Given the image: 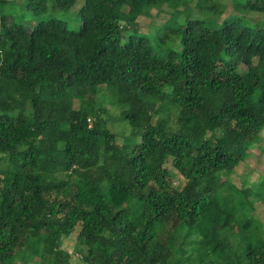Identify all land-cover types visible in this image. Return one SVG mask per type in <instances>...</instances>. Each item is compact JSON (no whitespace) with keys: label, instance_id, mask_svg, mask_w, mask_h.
Masks as SVG:
<instances>
[{"label":"trees","instance_id":"obj_1","mask_svg":"<svg viewBox=\"0 0 264 264\" xmlns=\"http://www.w3.org/2000/svg\"><path fill=\"white\" fill-rule=\"evenodd\" d=\"M181 1L84 0L73 30L77 0H26L20 22L0 0V158L14 166L0 171V264L30 245L66 264L77 228L88 264H264L218 236L216 203L264 130V20L242 14L264 17V0H233L226 17L201 1L182 23L175 10L160 55L134 22ZM103 86L131 129L126 146Z\"/></svg>","mask_w":264,"mask_h":264},{"label":"rangeland","instance_id":"obj_2","mask_svg":"<svg viewBox=\"0 0 264 264\" xmlns=\"http://www.w3.org/2000/svg\"><path fill=\"white\" fill-rule=\"evenodd\" d=\"M201 1L206 2L205 4L209 9L221 11L223 17L233 12V0H183L181 3H176L177 5L162 3L155 8L146 9L143 15L135 20L134 24L137 25L135 32L150 37L156 53L162 55L166 49L161 48L158 41L160 28H163L162 26L170 19L175 10L178 12L175 16L177 23H182L181 19L196 15L199 13ZM24 2L26 0H11V3L6 7L7 13L17 18L19 22L25 16ZM83 2L84 0H77V6L71 14L74 18L68 20L70 29H78L75 12L80 9ZM126 13L127 9L124 10L123 15L125 21ZM242 14L252 20L253 23L264 20V17L257 13L247 11ZM96 96L102 103V107L107 111L106 117L110 115L108 126L117 135V145L121 147L128 145V142L132 139L131 129L126 121L122 120L117 95L103 86ZM170 110V106L162 105L157 116L169 119L171 117ZM60 133L61 138H63V133ZM215 135L221 136L222 132L217 131ZM247 153L246 161L239 164L234 172L230 174L224 194L216 199V203L221 206V210L217 211L219 216L217 223L218 236L229 241L245 259L249 255V246L259 250L262 255L264 254V130L261 133V140L250 147ZM167 168L172 175L175 187L181 189L184 186L183 178L174 169L171 162L167 165ZM12 169H14V166L9 163L7 158L0 160V171ZM78 233L79 229L77 228L62 243L60 252L61 255L63 254L62 257H66L64 258L66 264H88L84 261V256L76 242ZM42 252L43 248L37 250L34 245H30L19 255L18 264H52L49 262L47 254Z\"/></svg>","mask_w":264,"mask_h":264}]
</instances>
